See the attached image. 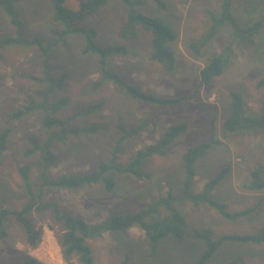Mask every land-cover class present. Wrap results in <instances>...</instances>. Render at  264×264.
I'll list each match as a JSON object with an SVG mask.
<instances>
[{
    "label": "rangeland",
    "instance_id": "rangeland-1",
    "mask_svg": "<svg viewBox=\"0 0 264 264\" xmlns=\"http://www.w3.org/2000/svg\"><path fill=\"white\" fill-rule=\"evenodd\" d=\"M82 1L85 0H63L62 5L77 10ZM125 1L136 3L135 12L159 20L176 34L177 40L172 44L173 72L148 60L151 36L142 27H136L135 40L120 37L129 12ZM159 1L164 9H159L156 0H109L78 27L95 31L93 43L98 47L118 44L124 48V52L107 60L110 70L124 85L158 98L181 99L177 105L164 107L136 102L112 84L98 85L99 56L83 53L86 40L80 34L62 35L65 27L53 19V0L14 3L18 24H11L0 8V41L5 38L23 41L0 47V133L4 128L11 129L7 150L0 156V210L18 211L32 195L56 202L73 217L91 225L100 224L114 214L140 211L167 194L179 196L183 181L182 157L186 150L214 140L196 164L193 192H199L209 179L227 168L228 174L210 197L224 204L229 214L246 209L254 211L235 220H223L216 210L205 205L195 207L188 201H176L173 208L184 215L189 229L208 228L215 237L254 235L264 228V191L254 193L243 188L249 172L264 167V133L257 130L224 133L222 130L228 116L230 92L241 95L243 113L248 117H256L264 103V89L257 87L258 81L264 78V0L233 1L232 12L240 27L258 25L250 40L231 38L228 25H224L207 46L199 48L204 53L201 57L195 56L188 44L196 43L213 25L217 17L213 18L215 15L209 11L216 10L220 0ZM34 38L43 47H49L46 55L37 44H32ZM227 45L230 52L220 76L209 85L197 88L199 70L208 57L221 53ZM46 58V74L55 81L63 77L62 87H55L47 98L50 102L67 100V105L55 117L65 119V128L70 132L53 146L55 162L51 175L81 174L97 169L110 158L116 140L123 137L121 129L137 130L122 142L117 154L118 162L125 165L138 151L155 146L167 127L184 126L183 132L162 154L154 153L145 159L142 170L147 177L115 173L111 192H106L100 184L75 190L42 189L38 185L36 172L33 175L37 155L25 153L45 141L46 132L41 127L45 114L35 111L14 121L9 119V114L22 109L29 100L44 98L48 84L41 80L45 77L42 62ZM94 105L97 108L85 115L84 110ZM90 126L95 129L92 133H71ZM160 213L165 214L163 208ZM28 218L34 230L41 232L40 240L34 247L28 246L24 227L8 217L6 234L0 239L1 261L21 264L28 256L43 264H77L76 258L70 262L64 260L58 243L62 226L54 221L50 210L31 212ZM84 244L90 250L91 264H196L204 252V245L198 240L165 238L152 253L148 239L136 228L95 235L85 239ZM232 263L264 264V244L226 242L207 264Z\"/></svg>",
    "mask_w": 264,
    "mask_h": 264
},
{
    "label": "trees",
    "instance_id": "trees-1",
    "mask_svg": "<svg viewBox=\"0 0 264 264\" xmlns=\"http://www.w3.org/2000/svg\"><path fill=\"white\" fill-rule=\"evenodd\" d=\"M18 1L19 0H0V8H2L10 19L11 24L19 23L13 5ZM156 1L158 2L159 9H164V4L159 0ZM233 1L234 0H220L216 10L209 11L212 12L211 15H215L213 18L217 17L214 19L213 25H211L207 33L196 43L192 42L188 44V48L190 51L194 52L195 56L201 57L204 55L203 51H200L199 48L207 46L208 42L215 37L217 31H219L224 25H228L230 29L229 32L226 28L224 30L231 35V38L238 37L242 42L250 40L258 30V25L249 28L240 27L239 22L232 12ZM108 2L109 0H85L81 2L77 10H73L63 7V0H53V19L55 22L65 27L62 35L69 33L80 34L85 38L86 45L83 53L92 52L100 57H97L99 59V78L101 79L98 82V85L104 83L112 84L120 88L126 93V95L136 102H143L145 104L156 105L159 107L177 105L178 102L181 101L180 98H158L152 94L141 91L139 88L130 87L127 84L124 85L117 74L110 70L107 61L108 58L111 59L117 54L124 52V48L118 44L103 48L98 47L93 43L96 32L93 30H83L78 27V25L84 22L88 17L98 13L108 4ZM125 4L129 7V12L121 29L120 37L127 40H135L137 38L136 27H142L146 32L150 33L151 36V49L148 53V60L163 65L167 68L166 71L173 72L175 69V56L172 50V44L177 40L176 34L159 20L135 12L134 8L136 3L125 1ZM20 42L23 41L5 38L0 41V47H4L11 43L19 44ZM31 42L32 44H37L41 52L46 55L49 47H43L39 40L35 38L32 39ZM230 45H227V48L225 47L221 53L213 54L208 57L206 64L199 70V82L197 88L200 89L209 85L216 77L220 76L222 70L227 65L226 56L227 53L229 54L230 52ZM47 62L48 58L42 62L43 68L45 69V77H42L43 80L41 81L48 84H46L47 91L44 93V98L40 101H34L33 99L29 100L22 109H17L9 114V119L13 121L20 119L23 115L31 114L35 111H38L37 113L40 114L42 112L45 114V117L43 119L41 118V127L43 131L46 132V137L44 138L45 141L43 140L41 144H35L25 153L26 156H31L33 154L37 155V158L34 161L36 168L32 169L34 170L33 175L34 172H36V175H34L35 181H37L42 189L58 188L75 190L86 185L100 184L106 192H111L114 189L113 174H128L136 178L147 177L142 170L145 159L154 153L162 154L174 139L183 132L184 126L172 125L167 127L155 146L138 151L127 164L123 165L118 162L117 156L120 146L126 138L132 136L137 130L133 129L134 131H128L119 128L121 129L120 132L122 131L121 135L123 134V137H119L117 139L118 142L116 140L111 149L110 158L104 162V164L101 163L97 169L90 170L87 173L53 177L50 170L55 162L53 146L57 140H63L69 131L65 128L67 121L63 118L55 117L56 113L67 105V100L61 99L57 102H50L47 98L55 87H62L63 81V77L55 81L46 74ZM33 80L38 81L39 79L38 77H33ZM257 87L264 89V78L258 81ZM229 97L230 103L227 110L228 116L224 119L222 124L223 132L257 130L264 133V103L262 109L257 113V116L252 118L245 116L243 113L241 95L235 92H230ZM96 108L97 106L94 105L89 109H85L84 114L88 115ZM94 131L95 129L90 126L85 129H76L71 131V133L80 135L83 133H92ZM212 134L211 139L214 138ZM10 136V128H4V131L0 133V156L7 150ZM213 141H210L207 144L190 147L186 150L182 157L183 181L181 184V194L177 197L167 194L165 197L151 203L148 208L136 212L114 214L100 224L91 225L79 218L73 217L71 214L64 211L56 202L34 198L31 195V199L18 211L9 209L0 210V239L6 234V219L8 217H13L15 221L19 222L24 227L26 244L34 247L40 240L41 232L34 230L28 215L31 212L42 213L50 210L54 221L62 226V234L58 237L62 256L67 262L76 258L77 264H91L92 262L90 250L84 244L85 239L93 238L95 235L100 236L102 233L106 232H126L132 228L139 229L144 233V236L149 241L152 253L155 252L158 242L165 238H173L177 241L190 238L200 241L204 245V252L198 258L196 264H207L218 249L226 242L254 245L264 244V228L254 235H221L215 237L213 231L208 228L189 229L184 215L173 208V204L176 201H188L195 207L205 205L216 210L223 220H235L250 215L254 211L253 209H246L229 214L225 211L224 204L215 201L210 197V194L215 190V187L228 174L229 170L227 168L221 169L212 179H209L199 192H193L191 187L196 174V164L202 155H204L210 148V145L213 144ZM114 147L116 149H114ZM113 149L114 151H112ZM243 188L254 193L264 191V167H258L249 172V179L243 183ZM161 208L164 209V215H161L160 213ZM0 264L6 263L0 260ZM21 264L42 263L26 256Z\"/></svg>",
    "mask_w": 264,
    "mask_h": 264
},
{
    "label": "built area",
    "instance_id": "built-area-1",
    "mask_svg": "<svg viewBox=\"0 0 264 264\" xmlns=\"http://www.w3.org/2000/svg\"><path fill=\"white\" fill-rule=\"evenodd\" d=\"M38 261V260H37ZM40 262V261H39ZM40 263H42V262H40ZM43 264V263H42Z\"/></svg>",
    "mask_w": 264,
    "mask_h": 264
}]
</instances>
